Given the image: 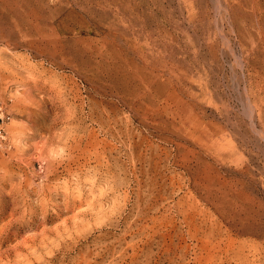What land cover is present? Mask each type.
Instances as JSON below:
<instances>
[{
    "label": "rangeland",
    "instance_id": "374dc122",
    "mask_svg": "<svg viewBox=\"0 0 264 264\" xmlns=\"http://www.w3.org/2000/svg\"><path fill=\"white\" fill-rule=\"evenodd\" d=\"M0 264H264V0H0Z\"/></svg>",
    "mask_w": 264,
    "mask_h": 264
},
{
    "label": "bare ground",
    "instance_id": "6f19581e",
    "mask_svg": "<svg viewBox=\"0 0 264 264\" xmlns=\"http://www.w3.org/2000/svg\"><path fill=\"white\" fill-rule=\"evenodd\" d=\"M69 189H71V188H69ZM69 189H68V187H67V190H69ZM67 190H66V192H67ZM82 191H83V190H82ZM73 192H74V191H73ZM69 194H70V193H69ZM79 194H80V191H79ZM81 194H82V193H81ZM67 195H68V194H67ZM67 195H66V196H67ZM53 197H54V196H53ZM70 197H71V196H70ZM54 198H55V197H54ZM71 198H72V197H71ZM81 198H82V196H81ZM50 199H51V198H50ZM78 199H79V198H78ZM74 201H75V200H74ZM80 201H81V199H80ZM63 203H64V201H63ZM65 204H67V203H65Z\"/></svg>",
    "mask_w": 264,
    "mask_h": 264
}]
</instances>
